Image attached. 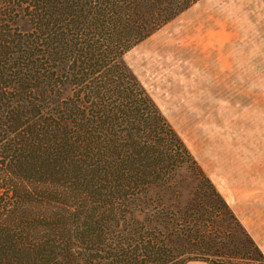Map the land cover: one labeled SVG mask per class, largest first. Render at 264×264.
<instances>
[{
    "label": "trees",
    "instance_id": "1",
    "mask_svg": "<svg viewBox=\"0 0 264 264\" xmlns=\"http://www.w3.org/2000/svg\"><path fill=\"white\" fill-rule=\"evenodd\" d=\"M199 1L0 0V264L264 260L125 61Z\"/></svg>",
    "mask_w": 264,
    "mask_h": 264
},
{
    "label": "rangeland",
    "instance_id": "2",
    "mask_svg": "<svg viewBox=\"0 0 264 264\" xmlns=\"http://www.w3.org/2000/svg\"><path fill=\"white\" fill-rule=\"evenodd\" d=\"M125 61L230 209L240 211L264 178V2L200 0ZM226 224L219 254L264 264Z\"/></svg>",
    "mask_w": 264,
    "mask_h": 264
},
{
    "label": "crops",
    "instance_id": "3",
    "mask_svg": "<svg viewBox=\"0 0 264 264\" xmlns=\"http://www.w3.org/2000/svg\"><path fill=\"white\" fill-rule=\"evenodd\" d=\"M258 179V183H263V185L258 186L257 190L251 191L247 197L242 199L240 211L233 210V208L232 210L264 257V178L259 177ZM225 200L230 206V201L227 196H225ZM185 264L210 263L197 260L189 261Z\"/></svg>",
    "mask_w": 264,
    "mask_h": 264
}]
</instances>
